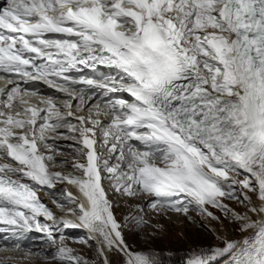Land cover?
<instances>
[{"label": "snow or ice", "instance_id": "6c2138e0", "mask_svg": "<svg viewBox=\"0 0 264 264\" xmlns=\"http://www.w3.org/2000/svg\"><path fill=\"white\" fill-rule=\"evenodd\" d=\"M0 81V250L26 258L34 230L56 264H90L66 243L82 229L68 239L94 244L91 264L106 250L164 264L126 243L147 222L136 205L122 226L114 192L218 219L208 205L248 232L186 264H264V217L220 199L264 213L249 195L264 202V0H4ZM36 81L55 91L31 104ZM60 137L77 145L70 165Z\"/></svg>", "mask_w": 264, "mask_h": 264}, {"label": "rangeland", "instance_id": "374dc122", "mask_svg": "<svg viewBox=\"0 0 264 264\" xmlns=\"http://www.w3.org/2000/svg\"><path fill=\"white\" fill-rule=\"evenodd\" d=\"M67 144L69 143L67 142ZM70 145L72 147L76 146L74 143H70ZM68 149L69 147L65 148L63 151H66L64 155L67 156L68 164L70 165L74 158H68ZM63 169L72 170L70 167ZM242 178V176L237 177V179ZM104 185L107 187L106 182ZM249 195L252 198L253 205L258 207L256 195L254 193H249ZM108 198L115 203L116 206L113 212L115 218L122 226L126 223V217L138 214V210L135 206L140 205L143 209V212L140 214L143 215L147 225L142 228H136L134 224H129L127 227L123 228L124 239L133 251L158 253L159 259L165 264H169L170 260L168 258L173 255H185L182 264H186L191 254L198 249L222 247L225 239L242 240L244 236L248 235V232H241L239 230L237 223L226 219L222 211L208 205H206L208 211L212 212L218 219H212L207 215H201L194 210H190L187 215L166 209L154 210L148 206L151 199L149 196L129 197L110 192ZM220 199L236 213L241 215L247 213V215L255 220V215L257 213L248 211V209L238 201L224 198ZM49 205L54 211L59 212V209H56L54 205ZM189 217H191V219H189ZM221 231H223L222 234L220 233ZM250 231L251 229L249 232ZM81 235H85L84 232L68 229L65 232L66 243H68L70 247L76 249L91 264L92 261L97 259L94 244L86 246L73 242L72 239H68V237L76 238ZM42 237L43 233L40 232L28 235V239L23 244V248L29 252L26 258L24 257V251L0 250V253H8L7 257L14 260L16 264H56V262L51 259L52 246L50 244H45ZM224 258H221L217 264ZM99 264H101V261H99ZM110 264H125L124 257L117 252H111ZM176 264L181 263L177 262Z\"/></svg>", "mask_w": 264, "mask_h": 264}, {"label": "bare ground", "instance_id": "6f19581e", "mask_svg": "<svg viewBox=\"0 0 264 264\" xmlns=\"http://www.w3.org/2000/svg\"><path fill=\"white\" fill-rule=\"evenodd\" d=\"M100 118H102V117H100ZM68 140H70V139H65L64 137H60V138H59V142H60V144H61V148H62V146H63V147L68 146L69 149L67 150V152L70 153L71 150H72V149H71L72 146H71V145H66V143H65V141H68ZM74 147H77V145L74 146ZM72 148H73V147H72ZM62 149H63V148H62ZM64 149H65V148H64ZM69 150H70V151H69ZM62 153L66 154V151H62ZM70 157H73V156L69 154V157H68V158H70ZM73 158H74V157H73ZM68 163H69V162H68ZM70 164H71V163H70ZM61 171H70V170H69V169H63V168H61ZM41 195H43V193H41ZM257 200H258V199H257ZM44 202L47 203L48 205L51 204V202L48 201L46 197H45ZM261 203H264V202H261V201L258 200V206H259ZM53 210H54V209H53ZM56 212H57V211H56ZM57 214H59V212H57ZM261 217H264V213H257V214L255 215V220L258 219V218H261ZM41 219H43V218L41 217ZM67 230H68V229H67ZM71 230H80V231L84 232L82 229H71ZM220 233L222 234L223 231H221ZM84 234L86 235V233H84ZM244 237H246V236H244ZM106 255L108 256V259H109V261H110V255H111V252L106 250ZM7 256H8V253H7V254L4 253V252L0 253V260H4L5 258H9V257H7ZM224 259H227V257L224 258ZM224 259H223V260H224ZM223 260H221L218 264H223ZM100 261H101V264H102V260H100Z\"/></svg>", "mask_w": 264, "mask_h": 264}, {"label": "trees", "instance_id": "16d2710c", "mask_svg": "<svg viewBox=\"0 0 264 264\" xmlns=\"http://www.w3.org/2000/svg\"><path fill=\"white\" fill-rule=\"evenodd\" d=\"M160 258H162V257H160ZM168 259L170 260L169 264H176L177 262H180L182 264L184 259H185V255H173V256L169 257Z\"/></svg>", "mask_w": 264, "mask_h": 264}]
</instances>
